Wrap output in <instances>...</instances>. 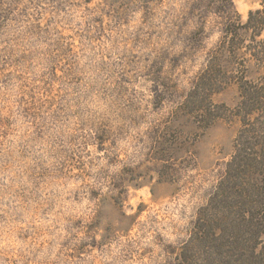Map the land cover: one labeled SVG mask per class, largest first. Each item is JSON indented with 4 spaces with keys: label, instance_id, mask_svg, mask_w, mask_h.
Instances as JSON below:
<instances>
[{
    "label": "rangeland",
    "instance_id": "1",
    "mask_svg": "<svg viewBox=\"0 0 264 264\" xmlns=\"http://www.w3.org/2000/svg\"><path fill=\"white\" fill-rule=\"evenodd\" d=\"M198 1L0 0V264H202L186 242L240 122L182 108L219 36Z\"/></svg>",
    "mask_w": 264,
    "mask_h": 264
},
{
    "label": "trees",
    "instance_id": "2",
    "mask_svg": "<svg viewBox=\"0 0 264 264\" xmlns=\"http://www.w3.org/2000/svg\"><path fill=\"white\" fill-rule=\"evenodd\" d=\"M198 2L217 16L219 36L182 108L201 129L229 116L240 125L230 159L199 208L186 248L197 252L202 264H226L228 248L249 246L254 253L260 243L264 246V3L242 21L233 0ZM231 82L238 87L236 103L214 102L211 95Z\"/></svg>",
    "mask_w": 264,
    "mask_h": 264
}]
</instances>
